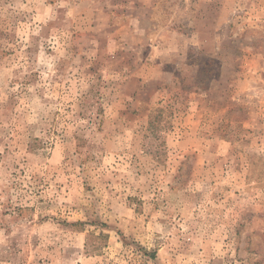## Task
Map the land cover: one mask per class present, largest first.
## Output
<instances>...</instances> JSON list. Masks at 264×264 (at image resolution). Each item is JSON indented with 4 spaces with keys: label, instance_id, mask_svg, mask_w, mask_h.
<instances>
[{
    "label": "rangeland",
    "instance_id": "rangeland-1",
    "mask_svg": "<svg viewBox=\"0 0 264 264\" xmlns=\"http://www.w3.org/2000/svg\"><path fill=\"white\" fill-rule=\"evenodd\" d=\"M0 264H264V0H0Z\"/></svg>",
    "mask_w": 264,
    "mask_h": 264
}]
</instances>
